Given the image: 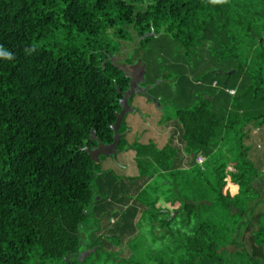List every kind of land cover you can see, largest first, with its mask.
Returning a JSON list of instances; mask_svg holds the SVG:
<instances>
[{"label":"trees","instance_id":"trees-1","mask_svg":"<svg viewBox=\"0 0 264 264\" xmlns=\"http://www.w3.org/2000/svg\"><path fill=\"white\" fill-rule=\"evenodd\" d=\"M234 7L241 12L234 14ZM211 28L228 40L214 51L219 62L236 64L247 80L245 95L264 108V0H0V264L73 263L91 214L103 220L119 214L105 213L96 201L97 178L107 159L127 172L126 153L134 177L114 174L116 180L149 184L164 174L171 187L194 191L181 193L176 215L161 222L168 242L157 264H264L240 240L264 202L255 186L263 174L248 149L230 164L212 159L224 129L243 119L263 128L264 111L224 124L203 100L177 109L172 119L142 120L124 136L115 159L96 164L85 150L98 145L93 132L102 143L113 142L129 80L109 59L122 41L163 32L137 51L155 53L168 70L180 57L190 65ZM240 39L255 47L248 49L251 57L243 59ZM153 40L166 44L145 49ZM200 155L203 166L196 162ZM145 186L137 187L135 201L150 208L153 203L142 201L149 197ZM175 220L183 225L177 231ZM255 233L264 245V222Z\"/></svg>","mask_w":264,"mask_h":264},{"label":"rangeland","instance_id":"rangeland-1","mask_svg":"<svg viewBox=\"0 0 264 264\" xmlns=\"http://www.w3.org/2000/svg\"><path fill=\"white\" fill-rule=\"evenodd\" d=\"M233 10L234 14L241 12L238 7H234ZM235 17L240 19L239 16ZM241 20L243 23L246 22L244 17H241ZM237 33L239 37L243 34L239 28H237ZM240 40L241 50L244 52L243 59L247 56L251 57L248 54V49L252 50L253 48L254 50L255 47H252V43L247 39ZM222 43L228 44L225 35L218 33L215 28H211L205 34L203 46L195 50L197 55L193 56L190 65L182 62L180 57L178 61L172 62L168 70L163 68L165 62L160 64L161 58L155 53L142 50L134 54V60L142 58L148 64L150 81L153 82L160 77L161 69L165 74L166 72L170 74L165 79L166 83L156 89V93L164 97L165 112L167 113L165 118L172 119L177 109L191 108L203 100L210 102L218 118L224 124L228 118L240 120L264 111L260 103L254 102L251 96L245 95L247 80L242 73H236V64L233 62L221 63L218 59L219 55L214 54V51ZM164 44H166L164 40H153L147 42L144 47L157 50L163 49ZM176 81L178 84H175ZM175 86L178 89L172 91L171 88ZM144 108V115L148 116V119H159V116H155L156 112L153 106L148 105ZM152 115L154 117H151ZM142 119L141 114L131 115L127 122H137L138 125L133 126L135 128L140 125ZM134 136L135 134L130 135L129 141H132ZM221 138L212 156L213 161L219 160L220 163L230 164L237 158L241 150L248 149L250 159L263 174L255 182V186L262 190L264 199V127L255 128L252 123L246 124L243 119L242 124L230 128L229 132L224 129ZM131 157L132 155L126 153L128 170L125 173L109 159L99 168L103 175L97 178L99 195L96 197V201H102L103 208H106L105 213H113L118 210L119 214L108 215L104 220L99 216L94 218L91 214L81 228L83 248L79 256L72 258L73 263L56 264H157L156 259L164 256L163 249L168 239L164 237L161 222L171 215H176L181 207V193L190 194L194 191L191 190L192 187L189 188L190 186L186 190L184 188L183 192H180L181 186L179 188L177 185L171 187L164 174H157L149 184L145 178L135 185L124 179L122 182L116 180L114 174L127 176L129 179L134 177L133 173L128 175L134 167ZM118 158L122 161L120 156ZM183 170L187 172L189 168H181V171ZM204 170L206 171V169ZM136 173L138 174V171ZM181 180L180 177L177 183L180 184ZM138 186H145V192L149 197L142 198V201L143 203H153L150 208H143L136 203L135 200L140 197L136 196ZM227 190L236 193L237 186L229 183ZM127 208L130 209L125 211ZM262 222H264V202L256 209L240 240L250 245L253 256L264 260V245H257L255 233ZM172 227L174 231L181 229L183 227L181 220H175ZM78 258L79 261L76 262Z\"/></svg>","mask_w":264,"mask_h":264},{"label":"water","instance_id":"water-1","mask_svg":"<svg viewBox=\"0 0 264 264\" xmlns=\"http://www.w3.org/2000/svg\"><path fill=\"white\" fill-rule=\"evenodd\" d=\"M163 32L158 35L146 34L142 37L135 36L132 42H121L120 51H118L109 60L112 65L122 72L127 80H129V87L127 91L123 92V98L120 101L121 111L117 113V120L112 126L114 133L113 142L111 144L102 143L97 137L96 132H93L91 140L98 143L97 146L92 149L86 148L85 150L89 154L92 161L96 164L102 163L103 157H113L114 159L120 153L119 146L123 136L127 135L128 132L123 134L119 133L121 125L128 114L135 113L136 110L130 104V100L135 97L138 93H146L148 88H143L142 85L146 82V74L148 71V64L142 59H138L136 63H128L130 45L137 48L141 45V42L149 36H161ZM160 109L161 105L158 104ZM83 257V256H82Z\"/></svg>","mask_w":264,"mask_h":264},{"label":"flooded vegetation","instance_id":"flooded-vegetation-1","mask_svg":"<svg viewBox=\"0 0 264 264\" xmlns=\"http://www.w3.org/2000/svg\"><path fill=\"white\" fill-rule=\"evenodd\" d=\"M136 36V35H134ZM130 47V51H129V59H128V63L130 64H134L137 62L138 59L140 58H137L136 60L133 59V57L135 56L134 54L137 52V48H134L133 46H129ZM121 48V46H120ZM148 69H149V66H148ZM160 77L155 79V81H150L149 77H148V71H147V74H146V82L142 85L143 88H148V91L146 93H138L135 95L134 98H132L130 100V104L133 106V108L136 110L135 113H132V114H128L122 125H121V128L120 130L125 127L126 128V131H121L119 130V133L123 134L125 132H128L133 128V126L135 125H138L137 122H127V119L128 117H130L131 115H137V114H141L143 116V121L147 120L148 119V116H145L144 115V107L145 106H148V105H151L154 107L155 109V112H156V117L159 116V119L163 118V117H166L167 116V113L165 112V106H164V97L162 95H159L158 93H156V89L157 88H160L162 85H164L166 83V80H165V72L163 71V69L160 70ZM178 84V81L175 82V84ZM128 87H129V83H128ZM176 89H178L177 86L171 88L172 91H175ZM160 103L161 107L159 109L158 107V104ZM151 117H154L153 115ZM141 120V121H142ZM140 121V123H141ZM139 123V124H140ZM126 136V135H125ZM124 136L122 137L121 141L123 140Z\"/></svg>","mask_w":264,"mask_h":264},{"label":"built area","instance_id":"built-area-1","mask_svg":"<svg viewBox=\"0 0 264 264\" xmlns=\"http://www.w3.org/2000/svg\"><path fill=\"white\" fill-rule=\"evenodd\" d=\"M232 93L234 94V91H232ZM206 159L205 157H203L202 155L197 157V164L200 166H203L205 163Z\"/></svg>","mask_w":264,"mask_h":264},{"label":"clouds","instance_id":"clouds-1","mask_svg":"<svg viewBox=\"0 0 264 264\" xmlns=\"http://www.w3.org/2000/svg\"><path fill=\"white\" fill-rule=\"evenodd\" d=\"M218 2H219V0H218Z\"/></svg>","mask_w":264,"mask_h":264}]
</instances>
